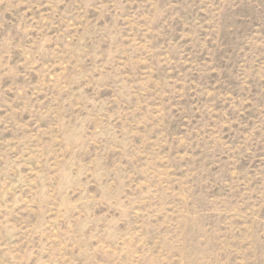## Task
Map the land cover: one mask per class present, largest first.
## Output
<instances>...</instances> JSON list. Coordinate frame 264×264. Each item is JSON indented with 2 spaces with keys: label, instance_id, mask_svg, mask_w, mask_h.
<instances>
[{
  "label": "rangeland",
  "instance_id": "rangeland-1",
  "mask_svg": "<svg viewBox=\"0 0 264 264\" xmlns=\"http://www.w3.org/2000/svg\"><path fill=\"white\" fill-rule=\"evenodd\" d=\"M0 264H264V0H0Z\"/></svg>",
  "mask_w": 264,
  "mask_h": 264
}]
</instances>
